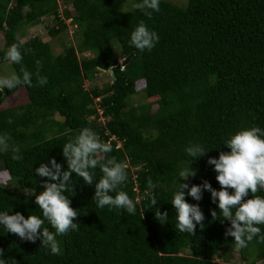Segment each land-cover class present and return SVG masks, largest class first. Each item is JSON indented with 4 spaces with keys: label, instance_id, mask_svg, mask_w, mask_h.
Listing matches in <instances>:
<instances>
[{
    "label": "trees",
    "instance_id": "trees-1",
    "mask_svg": "<svg viewBox=\"0 0 264 264\" xmlns=\"http://www.w3.org/2000/svg\"><path fill=\"white\" fill-rule=\"evenodd\" d=\"M125 1L0 0V62H8L21 77V67L33 73L32 86L0 91V104L20 88L27 97L25 103L0 108V135L7 133L9 144L18 145L22 156L16 161L11 148L0 151L8 175L7 182H0V212L43 218L31 193L42 191L46 178L36 176L35 168L55 158L66 170L62 146L84 127L111 145L105 159L115 157L125 165L127 181L119 190L136 205L135 215L97 207L94 184L73 173L74 194H65L79 214V228L57 236L61 254L41 248L39 239L23 241L0 225V258L7 264H230L229 254L235 251L238 260L255 264L264 259V242L256 237L238 250L234 238L224 235L230 222L212 218L211 210L217 217L220 213L210 192L205 190L200 201L185 197L198 203L205 215L195 235L176 229L170 200L179 182L191 186L207 180L219 189L208 157L218 158L220 151L228 150L224 141L230 133L264 129V0H187L183 6L160 0L159 12L151 17L124 9ZM42 17L53 21L49 35L65 30L69 18L77 29L75 44L54 52L38 35L17 39L20 27L36 25ZM141 21L160 37L143 53L130 45L131 32ZM14 43L21 46V64L4 58ZM115 44L119 57L131 53L126 63L118 60ZM113 58L117 63L110 82L85 88L83 80L107 70ZM37 60L40 75L48 80L43 87L37 84ZM139 81L149 100L129 105ZM190 144L208 151L193 160L185 151ZM189 166L196 175L184 181L178 172ZM90 171L96 180L102 176L99 167ZM149 178L154 189L148 188ZM9 181L13 186L4 187ZM146 192L157 198L153 208ZM257 195L264 196V191ZM155 208L167 211V222L155 219ZM44 226L55 231L46 220ZM259 227L264 233V225ZM219 250L223 259L214 261Z\"/></svg>",
    "mask_w": 264,
    "mask_h": 264
},
{
    "label": "clouds",
    "instance_id": "clouds-1",
    "mask_svg": "<svg viewBox=\"0 0 264 264\" xmlns=\"http://www.w3.org/2000/svg\"><path fill=\"white\" fill-rule=\"evenodd\" d=\"M132 7L151 17L153 12H159L160 0H139ZM159 39V35L141 21L131 32L130 45L143 53L145 50L151 51ZM4 58L14 64H21L23 61L21 46L15 43L9 46ZM36 64L37 84L43 87L48 80L46 76L40 75L41 61L37 60ZM20 73L22 77L15 72L0 76V91L12 90L21 85L32 86L33 73L24 67L20 68ZM8 123H12V120L9 119ZM10 140L11 137L7 133L0 135V151L7 152L11 148V159L19 161L22 159L19 155L20 147L10 145ZM224 145L227 151L222 150L218 158L210 156L207 160L209 165L214 166L219 189L212 187L207 180L191 186L186 182H179L170 202L175 209L176 229L195 235L197 225L203 228L205 215L198 203H189L185 197L188 195L200 201L205 190L210 192L211 200L218 204L220 213L217 217V211L211 210L212 218H222V222L224 220L230 222L224 235L233 237L239 250L246 248L256 237L264 242V233L259 227L264 225V196L257 195L258 192L264 191V129L259 127L240 129L230 133ZM111 151V145L102 142L94 130L89 127L80 129L62 146V154L67 161L66 170L55 158H51L49 163H40L39 167L35 168L36 176L46 178L41 181L43 190L38 194L31 193L35 195L34 203L40 208L43 218L36 215H29L26 218L18 211L14 214L3 211L0 212V225L23 241L35 243L39 239L41 248L49 250L53 255H60L61 248L57 236L67 235L79 228L76 219L79 214L65 194L68 191L74 194L73 184L70 185L73 173L76 177L82 178L85 184H94L92 200L97 207L103 209L107 206L135 215V202L125 191L119 190L127 181L125 165L118 162L115 157L105 159V154ZM185 151L195 160L204 156L208 150L200 144H190ZM97 167L102 173L98 180L95 179L94 172L90 171ZM195 175L196 169L190 166L178 172V177L184 181ZM147 185L149 189L155 187L151 178L148 179ZM6 186L7 183L4 187ZM145 195L150 197L151 208L157 205L154 192H146ZM155 219L161 223L167 222V211L161 212L159 208H155ZM45 220L55 230L54 232L44 226ZM3 252L4 249L0 248V257L3 256ZM0 264H7V261L0 258Z\"/></svg>",
    "mask_w": 264,
    "mask_h": 264
},
{
    "label": "rangeland",
    "instance_id": "rangeland-1",
    "mask_svg": "<svg viewBox=\"0 0 264 264\" xmlns=\"http://www.w3.org/2000/svg\"><path fill=\"white\" fill-rule=\"evenodd\" d=\"M171 3L177 4L179 6H183L187 0H167ZM124 9H132L133 5V0H126L124 2ZM61 4L59 5L58 11L61 12ZM66 23V29L62 30L56 34L49 35L47 32V28L52 26L53 21L50 19V17H42L40 23L33 25V26H22L18 29L16 33V37L19 40H25L27 37L32 36V35H38L42 40L48 41L51 49L54 52H57L61 50L64 46H67L69 44L74 45L75 40L78 38V34L75 33L77 29L73 24L69 22V18L65 20ZM3 44V36L2 32L0 31V47ZM115 50L117 53V56H121V52L118 49V46L115 44ZM85 55H88L87 52H84ZM123 57H119L118 60L121 61ZM13 73L12 68L10 67L8 62H0V76H5V75H10ZM111 80V73L108 70L104 71H98L92 74L91 78L83 80V85L85 88H89L92 86H97L101 87L105 85L106 83H109ZM143 83L142 81L137 82L135 85L136 92L132 95L129 96L128 103L129 105H139L145 103L148 98L146 99L144 92L142 90ZM27 101L26 97V92L24 91L23 88H20L16 90L14 93L11 95L7 96L4 98V100L0 104V108H5L9 106H15L19 105L22 103H25ZM155 105H153L152 108H154ZM100 112V111H99ZM102 119L100 118V121ZM8 180V175L6 172L3 170L1 164H0V182L4 183L5 181L7 182ZM8 188H11L13 186V182L9 181L8 183ZM139 196L136 197L138 199ZM222 251L219 250L216 257L214 258V261H222L223 255L221 254ZM229 263L230 264H245L244 262L238 260V254L235 251H232L229 254ZM255 264H264V259L256 261Z\"/></svg>",
    "mask_w": 264,
    "mask_h": 264
},
{
    "label": "water",
    "instance_id": "water-1",
    "mask_svg": "<svg viewBox=\"0 0 264 264\" xmlns=\"http://www.w3.org/2000/svg\"><path fill=\"white\" fill-rule=\"evenodd\" d=\"M130 55H131V53L128 54L127 56H125V57L120 61V63H121V64L126 63ZM116 63H117V59H116V58H113L112 63H111V65L108 67L107 70H108L109 72H111L112 66L116 65Z\"/></svg>",
    "mask_w": 264,
    "mask_h": 264
}]
</instances>
